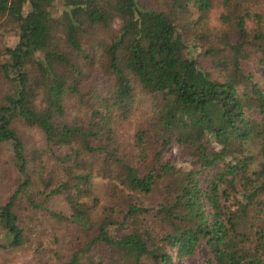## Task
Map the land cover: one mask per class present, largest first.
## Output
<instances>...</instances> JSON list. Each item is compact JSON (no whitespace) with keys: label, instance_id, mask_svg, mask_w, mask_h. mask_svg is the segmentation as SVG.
Masks as SVG:
<instances>
[{"label":"trees","instance_id":"16d2710c","mask_svg":"<svg viewBox=\"0 0 264 264\" xmlns=\"http://www.w3.org/2000/svg\"><path fill=\"white\" fill-rule=\"evenodd\" d=\"M55 1L61 4L57 16L50 12ZM254 1L222 0L220 20L231 34L220 35L221 46L198 52L223 69L214 79L176 22L193 8L201 29L211 0H165V10L139 0H0V24L15 25L17 36L13 46L0 48L8 56L0 73L10 82L0 100V142L10 143L18 174L0 206L8 244L23 240L14 213L20 196L32 209H44L42 200L58 195L69 213L48 215L83 234L59 264H173L168 249L181 258L200 242L212 264H264V88L242 71L249 52L264 68V32L260 16L250 12ZM114 22L118 28L108 42L85 47L88 29ZM135 90L145 95L148 112L124 152L114 125L135 112ZM69 97L78 99L84 116L67 122ZM14 118L38 128L45 147L26 156L10 126ZM171 143L194 167L161 162ZM42 155H50L59 179ZM85 156L93 157V169ZM94 176L106 180L100 195L92 189ZM30 185L38 202L24 196ZM154 195L153 206L141 200Z\"/></svg>","mask_w":264,"mask_h":264},{"label":"rangeland","instance_id":"374dc122","mask_svg":"<svg viewBox=\"0 0 264 264\" xmlns=\"http://www.w3.org/2000/svg\"><path fill=\"white\" fill-rule=\"evenodd\" d=\"M155 10H165V0H139ZM222 0H211V8L207 16L200 22L202 28L196 26L193 21L196 18V13H193V8H190L188 19L179 17L176 19L177 28L181 31L184 40L189 46H193V55L197 57L198 64L210 73L214 79H220L224 72L221 66L216 65L210 56H198V52L205 48V46H221L219 39L222 33L226 32L229 37V25L222 23L220 20V13L223 11ZM26 10L24 6L23 11ZM61 4L59 1L53 2L50 7L51 15L57 16L60 13ZM252 14H258L261 20L262 30L264 32V0L254 1L250 6ZM255 20V19H253ZM254 25H250L252 27ZM249 27V28H250ZM118 22H114L109 28H90L83 37V44L85 47L97 48V42H108L110 36L116 33ZM16 28L15 25L0 24V48L13 46L16 42ZM187 55V54H186ZM8 56L0 50V62H7ZM30 62L21 65L19 70H24L29 67ZM18 69L11 71L15 74ZM242 71L249 79L264 88V68L256 63V53L249 52L243 60ZM10 74V75H11ZM80 90H84L87 82L83 81ZM10 82L5 80L0 73V100L4 94L10 91ZM138 95V102L136 110L126 120H118L115 123V135L119 141L120 147L124 152L130 150L132 143V132L136 124L143 119L144 114L148 112V105L146 104V97L138 90H135ZM66 114L65 120L67 122L75 119H81L83 112L80 111V103L78 99L69 97L66 100ZM253 116H257L254 110L251 111ZM11 128L15 130L17 135L21 138L24 152L26 156L33 149L41 150L45 147L44 137L42 132L36 127H30L23 123L20 118H14L10 123ZM92 169L95 167V161L91 156L83 158ZM161 162H168L175 167L187 170L194 167L191 164L189 156L183 149H180L175 143L168 145L161 157ZM41 162L49 171L54 168L53 175L59 179V172L55 163L52 161L50 155H42ZM256 161L252 164V168ZM18 182V174L12 161V152L9 142H0V206L4 203L9 194L13 191ZM106 180L99 176L92 178V189L99 194L106 191ZM35 185H30L26 190L24 196H31L35 201L40 200L38 192L35 190ZM100 195V194H99ZM17 204L14 209L16 215V225L22 229L23 240L19 245L8 244V236H6L5 229L0 223V264H59L68 259L69 254L83 241V234L70 222L63 220H55L51 218L47 210L60 212L68 215L69 210L66 203L58 195H51L42 200L44 209H32L26 202L24 197ZM156 195L152 196L149 201L141 199L143 203L153 206ZM171 255L173 264H212L211 255L207 247L202 243H198L192 254L181 258L175 256L174 249H168ZM107 263V260L104 262Z\"/></svg>","mask_w":264,"mask_h":264}]
</instances>
